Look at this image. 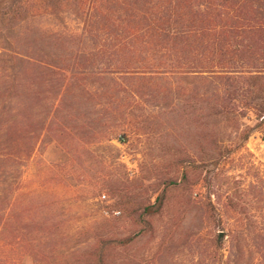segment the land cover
<instances>
[{"label":"rangeland","instance_id":"rangeland-1","mask_svg":"<svg viewBox=\"0 0 264 264\" xmlns=\"http://www.w3.org/2000/svg\"><path fill=\"white\" fill-rule=\"evenodd\" d=\"M90 51L82 19L66 8L0 23V107H32L43 128L32 159L0 173V264H264V192L251 191L238 161L247 133L264 167V58L233 70L262 73L246 83L239 105L258 107L243 117L155 89L154 77L104 81L101 69L116 61L86 62ZM217 177L211 201L240 227L221 250L211 241L227 227L199 201Z\"/></svg>","mask_w":264,"mask_h":264},{"label":"trees","instance_id":"trees-1","mask_svg":"<svg viewBox=\"0 0 264 264\" xmlns=\"http://www.w3.org/2000/svg\"><path fill=\"white\" fill-rule=\"evenodd\" d=\"M0 8V23L6 27L29 16L58 14L65 8L74 11L98 50L83 54L85 61L91 62L94 55L116 61L101 69L104 81L116 75L133 82L154 77L151 87L160 89L163 85L197 103H212L223 115L245 117L249 111H257L258 105L239 104L248 88L246 83L256 82L262 75L261 69L250 76L233 70H238L243 60L255 62L264 58V0H0ZM13 62L16 64V59ZM173 77H189L197 82L176 83L171 81ZM126 85V90H130V83ZM6 95L0 93V97ZM14 97L8 94L6 99ZM59 98L62 103L63 94ZM260 119L259 127L264 130V117ZM36 123L32 107L24 113L5 105L0 107V173L6 166L17 170L32 159L43 131H35ZM241 137L245 145L250 134ZM244 145L239 149L246 153L238 161L245 162L247 173L254 177L249 184L251 191L260 184L263 193L264 167L255 165L253 155ZM219 180L217 177L209 181L208 195L199 196L211 223H225L227 227L211 241L217 250L226 244V237L237 236L240 228L238 219H225L227 206L211 201ZM183 181L190 183L188 174ZM230 209L236 212L235 208Z\"/></svg>","mask_w":264,"mask_h":264},{"label":"built area","instance_id":"built-area-1","mask_svg":"<svg viewBox=\"0 0 264 264\" xmlns=\"http://www.w3.org/2000/svg\"><path fill=\"white\" fill-rule=\"evenodd\" d=\"M105 198V196H103Z\"/></svg>","mask_w":264,"mask_h":264}]
</instances>
